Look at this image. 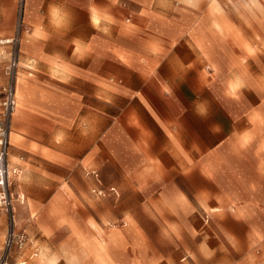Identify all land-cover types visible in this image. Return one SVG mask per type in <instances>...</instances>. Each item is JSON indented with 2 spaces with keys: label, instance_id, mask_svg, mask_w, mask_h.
<instances>
[{
  "label": "crops",
  "instance_id": "obj_1",
  "mask_svg": "<svg viewBox=\"0 0 264 264\" xmlns=\"http://www.w3.org/2000/svg\"><path fill=\"white\" fill-rule=\"evenodd\" d=\"M13 19L16 0H0V39ZM23 22L9 178L16 195H49L27 197L28 216V204L78 209L74 195H227L237 217L264 216V93L228 83L241 63L223 49V21L178 0H25ZM104 212L100 224L114 222ZM63 224L70 239L84 231ZM248 231L259 241L264 223Z\"/></svg>",
  "mask_w": 264,
  "mask_h": 264
},
{
  "label": "rangeland",
  "instance_id": "obj_2",
  "mask_svg": "<svg viewBox=\"0 0 264 264\" xmlns=\"http://www.w3.org/2000/svg\"><path fill=\"white\" fill-rule=\"evenodd\" d=\"M178 2L190 6L200 16H208L211 22L216 19L223 21L224 24L219 23L228 32L221 40L223 49L230 58L241 63L240 72L228 83L238 79L243 87L251 80L264 93V0ZM18 9L16 0V15ZM16 23V19H13L11 34L0 40L12 39L17 35ZM26 31L23 22L19 31L21 38ZM221 34L225 33H212L214 37ZM20 45L21 39L17 44L0 45V75L6 77L5 82L0 84V129L7 135L8 165L10 155L14 153L9 143L13 107L7 109L3 103L6 102V91L10 84H14L15 73L19 70L18 67L12 76L9 73L10 56L13 50H20ZM228 72L230 77L236 71ZM28 139L38 138L28 135ZM261 148L264 149V145ZM21 154L15 153L17 157L26 158ZM20 162L19 170L24 166ZM239 170L246 177L253 178L249 166ZM16 178L10 179L15 228L25 233L26 241L21 249L12 248L6 259L7 264L17 261L26 264L35 261V264H39L40 256L45 251L44 264H235V261L249 256L253 257L251 264H264V236L256 241L248 231L250 225L264 223L262 212L255 210L246 218L237 217L236 214L240 215L232 211L227 195H74L77 201L72 196L67 198L73 203L76 201L78 209H73L67 201L55 202L62 214L59 215L51 204L43 211L28 204L30 217L24 208L27 197L44 203L49 195H16ZM241 185L237 182L225 184L232 191ZM259 196L264 198V195ZM236 198L238 203L245 201L243 195ZM92 207L101 209L103 213L100 217L91 211ZM108 209L113 211L111 216L114 222L106 217L100 224L104 210ZM64 220L72 221L84 231L77 232L76 237L70 239L73 234L63 224ZM9 221L8 216L0 211V258L4 255L3 243ZM108 223L117 228H110ZM67 245L69 250L63 247ZM139 246L141 255H137Z\"/></svg>",
  "mask_w": 264,
  "mask_h": 264
},
{
  "label": "built area",
  "instance_id": "obj_3",
  "mask_svg": "<svg viewBox=\"0 0 264 264\" xmlns=\"http://www.w3.org/2000/svg\"><path fill=\"white\" fill-rule=\"evenodd\" d=\"M19 9L16 15V30H18L17 35L11 39V43H19L21 37L19 32L23 27V12H24V0H18ZM20 38V39H19ZM10 44V43H9ZM19 50H13L9 60V73L12 74L16 71L19 66ZM16 74V73H15ZM15 82V77H14ZM13 91L14 84H10L6 91V108L13 107ZM3 103V105L5 104ZM7 135L0 129V211L4 212L10 219L8 230L4 239V255L0 258V264H7L6 259L9 253L12 251V248H22L25 241V233L21 231H16L15 226V208L13 205L12 194L10 193V186L12 184L8 172H7Z\"/></svg>",
  "mask_w": 264,
  "mask_h": 264
},
{
  "label": "bare ground",
  "instance_id": "obj_4",
  "mask_svg": "<svg viewBox=\"0 0 264 264\" xmlns=\"http://www.w3.org/2000/svg\"><path fill=\"white\" fill-rule=\"evenodd\" d=\"M30 30V29H29ZM31 31V30H30ZM28 32V31H27ZM9 43H11V39L10 38H7V39H3V40H0V45H4V44H9ZM19 70L16 72V74H15V82H14V91H13V113H14V109H15V107H16V103H17V98H16V81H17V75H18V72L20 71V62H19ZM5 80H6V77H5V75H4V80H3V82L2 83H4L5 82ZM2 83H0V84H2ZM7 104L5 103L4 104V106H6ZM10 131H11V129H10ZM9 137H10V134H9ZM10 143V142H9ZM8 165V164H7ZM8 169V176H10V173H9V168H7ZM15 174H17V172L15 171ZM2 256V255H1ZM45 256H46V251L45 252H42V254H41V256H40V259H39V264H44V261L46 260V259H44L45 258ZM91 263V262H90ZM15 264H25V263H23V262H17V263H15Z\"/></svg>",
  "mask_w": 264,
  "mask_h": 264
}]
</instances>
